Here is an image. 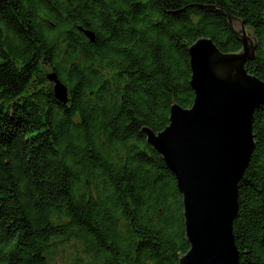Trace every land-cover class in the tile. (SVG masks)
Instances as JSON below:
<instances>
[{"label": "trees", "instance_id": "16d2710c", "mask_svg": "<svg viewBox=\"0 0 264 264\" xmlns=\"http://www.w3.org/2000/svg\"><path fill=\"white\" fill-rule=\"evenodd\" d=\"M228 15L255 30L245 68L264 82V0H0V264H55L69 245L70 264H179L183 197L143 129L193 105L198 39L242 49ZM253 134L240 264H264V107Z\"/></svg>", "mask_w": 264, "mask_h": 264}, {"label": "water", "instance_id": "95a60500", "mask_svg": "<svg viewBox=\"0 0 264 264\" xmlns=\"http://www.w3.org/2000/svg\"><path fill=\"white\" fill-rule=\"evenodd\" d=\"M242 43L224 53L211 39L190 48V108L171 106L169 125L155 133L144 128L147 143L175 175L183 197L186 241L179 264H240L233 225L239 209V183L256 149L255 113L264 107V82L245 68L256 59L258 39L242 19L228 15ZM94 41V34L85 32ZM56 97L68 102V88L49 74Z\"/></svg>", "mask_w": 264, "mask_h": 264}, {"label": "rangeland", "instance_id": "374dc122", "mask_svg": "<svg viewBox=\"0 0 264 264\" xmlns=\"http://www.w3.org/2000/svg\"><path fill=\"white\" fill-rule=\"evenodd\" d=\"M76 255L75 249L73 246L69 245L63 250L59 251L57 257H56V263L55 264H70V260L74 258Z\"/></svg>", "mask_w": 264, "mask_h": 264}]
</instances>
